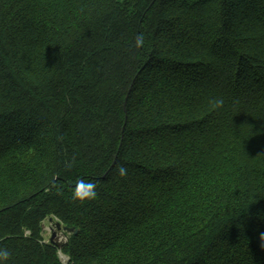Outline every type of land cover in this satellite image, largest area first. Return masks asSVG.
Here are the masks:
<instances>
[{"label":"trees","instance_id":"16d2710c","mask_svg":"<svg viewBox=\"0 0 264 264\" xmlns=\"http://www.w3.org/2000/svg\"><path fill=\"white\" fill-rule=\"evenodd\" d=\"M0 247L264 264V0H0Z\"/></svg>","mask_w":264,"mask_h":264},{"label":"clouds","instance_id":"9594fccd","mask_svg":"<svg viewBox=\"0 0 264 264\" xmlns=\"http://www.w3.org/2000/svg\"><path fill=\"white\" fill-rule=\"evenodd\" d=\"M141 43V41H138ZM213 109H220L224 105L222 97L215 98L212 102ZM117 172L120 177L127 176V169L123 165L117 166ZM98 196L97 185L94 181L78 179L72 189V199L81 204L95 201ZM12 251L6 247H0V264H9Z\"/></svg>","mask_w":264,"mask_h":264},{"label":"rangeland","instance_id":"374dc122","mask_svg":"<svg viewBox=\"0 0 264 264\" xmlns=\"http://www.w3.org/2000/svg\"><path fill=\"white\" fill-rule=\"evenodd\" d=\"M50 219H53V221H50ZM56 222H60L58 221L56 218H47L44 222H43V238H44V242L46 243H50V240L52 238V233L54 230H56V227L54 226ZM66 226H64L62 224V228H64ZM70 233H66L63 230L61 231H57V242H59L61 245L64 244L66 241H68V239H66V237L69 238ZM51 244V243H50ZM59 256L60 259L62 261L63 264H68V257L66 255H64L61 251H59Z\"/></svg>","mask_w":264,"mask_h":264},{"label":"water","instance_id":"95a60500","mask_svg":"<svg viewBox=\"0 0 264 264\" xmlns=\"http://www.w3.org/2000/svg\"><path fill=\"white\" fill-rule=\"evenodd\" d=\"M50 221H53V219H50ZM55 227L57 228L58 231L63 230L64 232H67V233L75 232L77 234V231H75L74 228H68V227L62 228V223L61 222H56L55 223ZM66 239H68V238H66ZM56 240H57V231L54 230L53 233H52V238L50 240V243L55 245L56 247L62 248V246H64V245L63 244L61 245Z\"/></svg>","mask_w":264,"mask_h":264}]
</instances>
